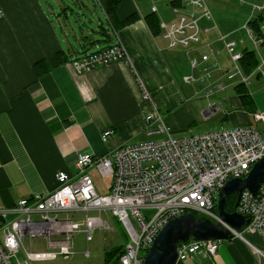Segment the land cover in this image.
Segmentation results:
<instances>
[{"label": "crops", "instance_id": "1", "mask_svg": "<svg viewBox=\"0 0 264 264\" xmlns=\"http://www.w3.org/2000/svg\"><path fill=\"white\" fill-rule=\"evenodd\" d=\"M108 1L0 0L4 11L0 19V208L53 192L58 187V172L76 173L80 153L104 156L122 146L146 141L145 118L155 108L169 113L167 126L173 135L184 132L193 116L183 103L200 96L196 91L194 97L192 93L186 96L185 85H197L207 99L230 86L232 96L216 98L220 105L208 102L210 108L219 105L218 109L201 107V114L209 118L225 111L234 127L253 125L250 115L256 119L257 105L247 88L253 79L264 78L257 71L264 61L260 55L264 42L258 48L251 44L253 49L241 45L235 36L240 31L247 35L243 29L247 21L222 34L236 42L239 51L255 53L258 65L250 73H245L240 63L249 81L243 82L238 76L232 77L235 81L228 79L229 73L221 70L214 71L212 82L186 84L184 78L192 72L190 60L211 52L222 57L215 49L217 45L224 49L217 32L203 36L199 46L170 48L162 32L152 34L145 16L156 6L161 22L160 13L165 10L164 15H168L172 0H120L118 21L135 14L139 19L119 28L107 15ZM263 22H252L251 28L259 32ZM112 46L125 50L123 60L83 74L74 70V59ZM239 85L244 86L253 105L246 107ZM144 92L149 94V101L144 100ZM108 130L113 134L104 142L102 135ZM246 240L222 241L214 256L198 252L177 264H260L252 246L261 247L260 239L252 236Z\"/></svg>", "mask_w": 264, "mask_h": 264}, {"label": "built area", "instance_id": "2", "mask_svg": "<svg viewBox=\"0 0 264 264\" xmlns=\"http://www.w3.org/2000/svg\"><path fill=\"white\" fill-rule=\"evenodd\" d=\"M182 1V10H172L178 17L176 22H160L168 46H199L203 36L214 30L218 40L224 43L227 58L235 66L233 77L248 82L250 77H245L240 68L244 51H239L237 43L220 32L210 6H207L209 0ZM237 1L248 3L252 8L243 29L251 44L258 48L264 42V22L259 32L251 28V23L264 20V0ZM152 11H157L156 6ZM3 16L0 4V19ZM205 23L211 27H206ZM218 55L211 52L190 60L192 72L184 78L185 83L212 82L214 71L229 73L220 67ZM125 56L122 47L112 46L76 58L71 64L78 74H83L98 66L123 60ZM262 66L257 71L264 76ZM198 70L200 73H196ZM195 74L199 76L195 78ZM144 100H150L147 92H144ZM145 119L146 141L122 146L104 156L80 153L75 163L76 173L58 172V187L53 192L35 194L21 199L11 208H0V264H35L55 261L59 257L69 260L75 256L74 234L82 232L86 242L90 243L98 227L114 232L111 218L123 225L131 240L124 246L120 264H143L144 255L171 220L187 213H197L220 222L217 211L220 192L229 180L246 178L254 165L264 158V131L252 126L236 127L177 138L156 108ZM256 121L264 122V113L257 114ZM112 134V130L105 131L103 141L106 142ZM90 168H95L102 177L112 178L108 194L98 193L88 173ZM90 212L99 215L90 216ZM236 212L250 215V224L241 232L223 225L234 234L233 238L247 241L244 234L257 236L261 247L252 246L260 264H264V183L257 195L248 190L242 192ZM102 213L106 214V220L102 219ZM74 218H81L82 223H77ZM36 240H45L39 246L45 251L33 250ZM26 241L31 243L30 251L25 248ZM221 243V240H209L179 244L178 261L198 252L214 256ZM22 250L26 260L14 263V256ZM84 256L91 257L89 249Z\"/></svg>", "mask_w": 264, "mask_h": 264}, {"label": "rangeland", "instance_id": "3", "mask_svg": "<svg viewBox=\"0 0 264 264\" xmlns=\"http://www.w3.org/2000/svg\"><path fill=\"white\" fill-rule=\"evenodd\" d=\"M250 2L251 0H247ZM258 1V0H254ZM207 6L212 12L213 19L217 24L220 32L228 33V31L234 30L239 27L240 23L247 21L249 15L252 13V8L248 3L241 4L237 0H209L207 1ZM160 9V6H158ZM168 10V15L165 16L164 14L166 11L164 10V14L161 12V18L167 24L172 22H176L178 17L171 13ZM235 37L239 38L241 41V45H246L248 49H253L251 42L248 39V36L245 35L243 31H240ZM238 48V45H237ZM216 50L220 51L222 57L219 59L221 64L220 67L224 70L229 71V78H232L235 74L234 68L235 66L229 61L226 56V53L221 45H217L215 48ZM216 51V52H218ZM261 59L264 60V48L260 50ZM199 75V74H198ZM195 78L198 77L194 75ZM212 77V76H211ZM231 80H237L236 78H232ZM195 86V87H194ZM197 85L193 86H184L186 96L192 93L195 95L196 93L200 94V96L195 97L194 101H189L190 103H183V107H187L191 111V115L193 116V122L184 129V132L174 135L177 138L180 137H187L192 135H200L204 133H212L216 131H220L223 129H233L236 128L232 125L230 120L226 119V112L223 111L219 114H213L209 118H204L203 113L201 114V107L202 109H210V105L208 106V102L211 103L216 102V98L221 96H232L234 94L232 88L229 86L224 92H216L214 95L207 99L205 97V91L200 90V87H196ZM191 88V89H190ZM195 89V90H194ZM248 93L249 95L255 100L257 105V112L258 114L264 113V78L260 77L258 80L253 79L252 83L248 85ZM219 104L218 102H216ZM220 105V104H219ZM218 105V106H219ZM230 110V109H229ZM162 117L167 124V117H169V113L164 111L161 113ZM253 113H251V122L252 126L258 129L260 132L264 131V122L259 123L254 119ZM255 116V115H254ZM171 117H173V113H171ZM245 127V126H240ZM147 138V137H146ZM88 173L92 177L94 182L95 188L97 189L100 195H106L110 191V186L112 182L111 177H102L100 173L95 168H90ZM233 196L229 198L231 201ZM90 216H98V212H90ZM65 217V216H61ZM106 214L102 213V219L106 220ZM77 223H82L81 218H74ZM112 223V227L114 228V232H110L105 230L102 227H98L93 232V240L90 243L86 242L85 234L82 232H77L73 236V245L75 256H73L69 260H64L62 257L57 258L55 261L51 262H37L35 264H106V256L109 252H111L115 248L124 247L131 242L128 234L125 231L123 225L115 218L110 219ZM84 229V228H82ZM245 238L252 240V236L249 234H244ZM45 240H36L34 242L33 250L38 251H45L46 249H41V245ZM31 243L29 241L25 242V248L27 251H30ZM89 249L91 254L90 258H86L84 253ZM146 256V254L144 255ZM25 255L23 250L19 252L13 258V262H23L25 261Z\"/></svg>", "mask_w": 264, "mask_h": 264}, {"label": "water", "instance_id": "4", "mask_svg": "<svg viewBox=\"0 0 264 264\" xmlns=\"http://www.w3.org/2000/svg\"><path fill=\"white\" fill-rule=\"evenodd\" d=\"M212 108L218 109V106L213 104ZM263 183L264 158L254 165L246 178L229 180L221 190L217 206L220 222H214L201 215L195 216L192 213L171 220L158 234L143 264H177V247L182 243L232 240L234 234L223 224L237 232H241L244 227L250 224L251 216L238 214L236 208L244 190L257 195ZM231 196H235L237 200L235 210L229 213L227 212V202Z\"/></svg>", "mask_w": 264, "mask_h": 264}, {"label": "trees", "instance_id": "5", "mask_svg": "<svg viewBox=\"0 0 264 264\" xmlns=\"http://www.w3.org/2000/svg\"><path fill=\"white\" fill-rule=\"evenodd\" d=\"M169 5L171 6L170 7L171 11L173 9L182 10L183 1L182 0H172L169 2ZM119 6H120V0H109L107 3V9H106L107 15L110 18V20L113 21L115 25L118 24L116 25V27L119 28V27L126 26L128 24L135 22L137 19H139V16L135 14V15L129 16L123 22L118 21L119 19L117 17V10ZM145 21L154 36H159L161 34L162 30L160 28V17L155 12H152L148 14L147 16H145ZM263 21L264 20L262 19V22ZM259 23H261V19L257 21L256 25H259ZM241 64L243 65L245 73H250L258 65V60L255 56V53L253 51L245 50ZM38 65L39 64L35 65V71L38 73V75H40ZM243 87L244 86H241V85L237 87L239 89L240 94L242 95L241 97H242L243 102L245 103L246 107L249 104L253 105V102L248 98V95H246L245 89ZM249 110L251 111L253 110V108ZM236 200L237 198L235 196L232 197L231 201L228 200L227 212L231 213L235 210ZM194 215L198 216L199 214L194 213ZM123 253H124V247L113 249L106 256V264H120V257Z\"/></svg>", "mask_w": 264, "mask_h": 264}]
</instances>
